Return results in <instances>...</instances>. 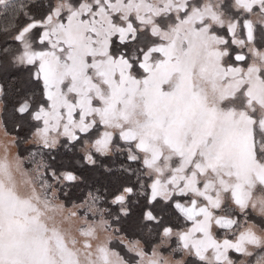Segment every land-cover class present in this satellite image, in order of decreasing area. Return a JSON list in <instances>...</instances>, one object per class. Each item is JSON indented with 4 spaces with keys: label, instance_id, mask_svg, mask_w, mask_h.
Wrapping results in <instances>:
<instances>
[{
    "label": "snow or ice",
    "instance_id": "obj_1",
    "mask_svg": "<svg viewBox=\"0 0 264 264\" xmlns=\"http://www.w3.org/2000/svg\"><path fill=\"white\" fill-rule=\"evenodd\" d=\"M6 5L0 264H264V0Z\"/></svg>",
    "mask_w": 264,
    "mask_h": 264
},
{
    "label": "trees",
    "instance_id": "obj_2",
    "mask_svg": "<svg viewBox=\"0 0 264 264\" xmlns=\"http://www.w3.org/2000/svg\"><path fill=\"white\" fill-rule=\"evenodd\" d=\"M23 0H13L9 3V5H6L5 7L8 8L9 11L14 12L16 11V6L19 3H22ZM0 24L6 25L7 24V18H5L3 21H0Z\"/></svg>",
    "mask_w": 264,
    "mask_h": 264
},
{
    "label": "rangeland",
    "instance_id": "obj_3",
    "mask_svg": "<svg viewBox=\"0 0 264 264\" xmlns=\"http://www.w3.org/2000/svg\"><path fill=\"white\" fill-rule=\"evenodd\" d=\"M11 1H13V0H9V3H10Z\"/></svg>",
    "mask_w": 264,
    "mask_h": 264
}]
</instances>
